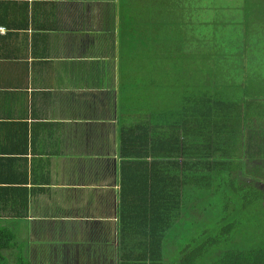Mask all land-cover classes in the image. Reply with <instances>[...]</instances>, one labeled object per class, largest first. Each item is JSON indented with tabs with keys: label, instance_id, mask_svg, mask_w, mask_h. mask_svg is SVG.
<instances>
[{
	"label": "crops",
	"instance_id": "obj_1",
	"mask_svg": "<svg viewBox=\"0 0 264 264\" xmlns=\"http://www.w3.org/2000/svg\"><path fill=\"white\" fill-rule=\"evenodd\" d=\"M209 3L0 0V219L25 217L31 264H121V191L135 201L141 176L172 146L119 92L131 89L128 74L145 81L140 46L144 34L163 37L160 9L182 23L189 57L208 52L224 26V2ZM175 219L169 234L187 231Z\"/></svg>",
	"mask_w": 264,
	"mask_h": 264
},
{
	"label": "trees",
	"instance_id": "obj_2",
	"mask_svg": "<svg viewBox=\"0 0 264 264\" xmlns=\"http://www.w3.org/2000/svg\"><path fill=\"white\" fill-rule=\"evenodd\" d=\"M244 7L246 25L252 23L256 12L257 18L253 20H263L264 15L258 11L264 8V0H243ZM175 24L178 27L176 34L181 38L171 40L169 37L173 35H170L161 40L149 35L141 46L138 43L142 48V64L149 65L144 67V80L149 84L139 87L138 92L135 85L126 90L132 93L125 102L142 112V121L149 119L146 130L154 127L162 136L161 144L168 143L172 147L161 150L160 168L155 169L153 163L151 169L141 176L135 201L132 198L127 203L124 190L121 191L117 215L121 264H264V235L259 238L264 232V215L261 214L264 187H257V183L264 184L263 82L244 77L248 73L247 67L228 66L215 41L208 43L213 47L209 48L210 53L192 52L190 57L184 54L192 67L188 70L186 64L178 71L189 74L187 77L182 75L180 83L175 76L166 77L169 71L166 68L161 81L162 60L175 63L176 53H184L182 23L179 20ZM129 60L134 63L135 54ZM218 64L223 67L219 72L215 67ZM233 69L238 70L236 75ZM153 72L157 73V82H152ZM237 76L239 83L235 80ZM128 77L132 80L133 76L128 74ZM169 78L174 79L173 83L168 81ZM170 84L180 86L182 92L168 90V101L161 102L160 90ZM175 103L176 108L173 107ZM125 152L120 150L121 155ZM256 161L262 162L261 165H253L247 172L246 167ZM213 182H216L214 186ZM208 185L212 191L207 190ZM217 190L223 200V208L220 207L223 212L231 209L233 204L240 206L245 200L251 202L249 207H257L254 211L257 214L251 218L257 235L254 240L247 238L245 242H231L229 239V235L236 232L233 229H240V218H233L228 225L223 228L220 225L213 232L203 231L205 236L202 232H189L190 229L182 234H169L168 224L174 216L178 221L184 214L188 200L200 201ZM24 206L26 209L27 202ZM209 206L205 208L207 222L213 216V206ZM22 219L25 217L17 213L12 227L5 226L0 219V264H31L25 256Z\"/></svg>",
	"mask_w": 264,
	"mask_h": 264
},
{
	"label": "rangeland",
	"instance_id": "obj_3",
	"mask_svg": "<svg viewBox=\"0 0 264 264\" xmlns=\"http://www.w3.org/2000/svg\"><path fill=\"white\" fill-rule=\"evenodd\" d=\"M210 0H208L209 3ZM224 2L223 9L218 12L216 15L219 17H222L224 20V26L222 27V32L218 31V34H215L212 36L214 38V41L216 44H219V47H221L220 52L222 51L224 54L225 61L228 62V66L230 65L232 68L235 67H247L248 73L244 75V77H253L257 78L258 82L262 83L264 85V18L263 20H256L257 18V12H253L254 17L252 18V23L245 24L244 22V14H245V7L243 8L242 3L240 0H221ZM220 2V0H219ZM145 7H146V1H145ZM239 8V9H238ZM262 10V11H261ZM258 11V14L264 15V8ZM147 13V12H145ZM215 14V13H214ZM170 18V15L168 14L167 10H164L161 13V9L159 10L158 18L154 21V26L159 27V29L162 31L160 32L163 34L162 36L168 37L171 33L175 31V34L173 36L169 37L171 40L176 39L177 37H180L176 34V31L178 29L177 26H174V23H172L173 19L176 21V16L173 14L171 15L172 20L167 21ZM254 19V20H253ZM254 21V22H253ZM243 22V24L241 23ZM171 25H170V24ZM238 23V24H237ZM212 26V30L215 33V26ZM207 27V34L210 33L211 27ZM151 36L152 38H155V35L153 33L144 34V39L148 36ZM181 38V37H180ZM208 38H211V35L209 34ZM163 37L161 38V40ZM167 41V40H166ZM211 43V42H208ZM207 43V44H208ZM223 45V46H220ZM209 45V44H208ZM134 48V47H133ZM209 48L213 47L209 46ZM244 48V49H243ZM183 55H180L179 53H176V62L172 63L168 60H162L163 65L161 67L163 68L162 74H160L161 81L162 77L165 76V70L164 68L168 69L169 71L166 73L167 76H175L174 79H179L178 82L180 83V78L182 75L189 76L188 73H181L178 71L183 70V67L189 66V61L186 62V58L184 57L185 49L183 48ZM152 53V51H151ZM207 53H210L209 51ZM153 54V53H152ZM154 55V54H153ZM159 60V59H157ZM168 61V62H167ZM191 62V61H190ZM135 64V62H134ZM141 66H149L148 63H144ZM157 66V65H156ZM160 67V64H159ZM190 67H192V64L187 67L188 70H191ZM213 67V66H212ZM216 70L219 72L223 69V67L218 64ZM234 70V69H233ZM234 73H238V70H234ZM157 73H152L151 77L155 78ZM226 78H230L228 75H226ZM139 79V75H138ZM172 78H169L168 81L173 83ZM237 83H239L240 78L237 76L235 79ZM152 81V80H151ZM145 84L148 85V81H144L143 84L136 82V74L134 79L131 80L130 87H133V85L136 86V91L139 87H145ZM180 87V86H179ZM178 86H175L174 84H170L167 88L166 86L160 90V96H161V102L162 101H168V90H176L179 93L182 92V88H179ZM240 87V84L238 85ZM135 92V91H134ZM138 92V91H137ZM132 91H122L119 92L120 95L125 96L129 98ZM142 93V92H141ZM129 96V97H128ZM175 100V99H172ZM171 101V100H170ZM182 103L183 101H179ZM177 103V102H176ZM176 103L173 107L176 108ZM262 162L256 161L252 163V165H249L246 167L247 172H250V170L253 168V165H261ZM264 175V172H263ZM259 179V177H258ZM255 183V182H254ZM257 187L261 186L264 187V184L257 183ZM222 191V190H221ZM219 190L217 192H213L210 197L208 195L201 199L200 201L194 202L193 200H188L187 206L188 209L185 210L183 215L178 219V223L182 224L183 226L189 225L187 228L190 229L189 232H196L202 234L205 236V233L213 232L214 230H217L221 227L228 225V222H231L233 218H240V229L234 230L236 231L233 233V235H229V239L231 242L233 241H239V242H245V239L254 240L257 235L254 233V225L252 223L251 218L254 217L257 213H254L256 210V206L251 205L249 200L242 201L240 206H235L234 204L231 206V209H229L226 212H223V210H220V207L223 208V200L222 197L219 196ZM187 196H185L186 198ZM263 199V196L261 198ZM212 204V212L213 216H211V220L206 219L205 216V208ZM230 205V204H229ZM209 206V207H210ZM263 208H264V202H263ZM262 209V208H261ZM232 212V213H230ZM212 214V213H211ZM264 215V209H262V213ZM222 219V222L220 221ZM202 225H201V223ZM208 226H212L209 227ZM207 229V230H206ZM210 230V231H209ZM204 231V232H203ZM190 235V234H189ZM264 235V232L259 235V238ZM192 238V236L190 235ZM171 241V237L169 238L168 242ZM248 243V242H247ZM172 246V244H169ZM172 253V251H171ZM12 264V263H10Z\"/></svg>",
	"mask_w": 264,
	"mask_h": 264
}]
</instances>
